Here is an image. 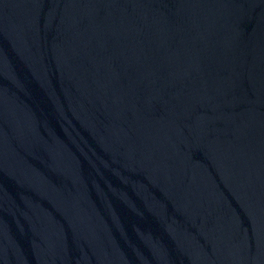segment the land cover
<instances>
[{
    "label": "water",
    "instance_id": "obj_1",
    "mask_svg": "<svg viewBox=\"0 0 264 264\" xmlns=\"http://www.w3.org/2000/svg\"><path fill=\"white\" fill-rule=\"evenodd\" d=\"M0 264H264V0H0Z\"/></svg>",
    "mask_w": 264,
    "mask_h": 264
}]
</instances>
